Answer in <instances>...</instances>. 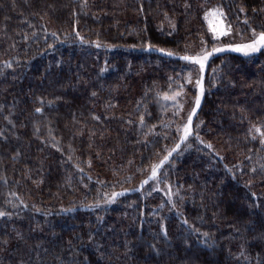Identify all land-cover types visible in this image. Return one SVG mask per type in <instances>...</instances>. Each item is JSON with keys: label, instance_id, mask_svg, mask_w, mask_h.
Listing matches in <instances>:
<instances>
[{"label": "trees", "instance_id": "obj_1", "mask_svg": "<svg viewBox=\"0 0 264 264\" xmlns=\"http://www.w3.org/2000/svg\"><path fill=\"white\" fill-rule=\"evenodd\" d=\"M212 9L264 30V0H0V264H264V47L208 58L188 132L169 101Z\"/></svg>", "mask_w": 264, "mask_h": 264}, {"label": "rangeland", "instance_id": "obj_2", "mask_svg": "<svg viewBox=\"0 0 264 264\" xmlns=\"http://www.w3.org/2000/svg\"><path fill=\"white\" fill-rule=\"evenodd\" d=\"M206 23L211 33L210 39L213 43L210 45L202 44L199 49L192 50L184 56L189 58L186 60L189 65L190 71L187 84L191 87V91L194 90V95L177 92L169 97L170 102L176 103L178 107L186 113V122L184 123L183 127L185 129V127L187 126V132L191 123H189V116L191 115V117L193 118V116L195 115V111L200 105V103L199 105L196 104V99L198 96L200 97V102L202 99V79L208 58L213 54L223 52H247V54H250L264 47L258 46L257 50L254 52L243 49V45L251 44L261 32H264V30H262L263 28L259 26L257 27V29L250 28L249 32H251L247 35L242 34L241 32H234L225 23V19L221 14V11L217 9H212L207 13ZM217 49H219V51H217ZM204 56H207L206 60L203 59ZM196 59H199L203 62V70H201L200 64L195 62ZM197 81H199L200 83L198 84ZM194 109L195 111L193 112ZM113 196L111 198H113Z\"/></svg>", "mask_w": 264, "mask_h": 264}, {"label": "snow or ice", "instance_id": "obj_3", "mask_svg": "<svg viewBox=\"0 0 264 264\" xmlns=\"http://www.w3.org/2000/svg\"><path fill=\"white\" fill-rule=\"evenodd\" d=\"M258 46H264V32H261L258 37L251 43V44H247V45H243V49H247L248 51H256ZM235 50H241V49H235ZM217 51H219V49H217ZM245 54H247V52H245ZM183 59L187 60L189 59L188 57H183ZM204 60L207 59V56L203 57ZM196 63L200 64L201 70H203V62L199 59L195 60ZM197 83L199 84L200 82L197 81ZM200 103V97L198 96L196 99V104L199 105ZM37 111H39V109H37ZM195 111V109L193 110V112ZM191 115L189 116V123L191 122ZM185 131L187 132V126L185 127ZM257 131H259V129H257ZM153 175H155V169L153 170ZM4 213L0 212V216H3Z\"/></svg>", "mask_w": 264, "mask_h": 264}]
</instances>
